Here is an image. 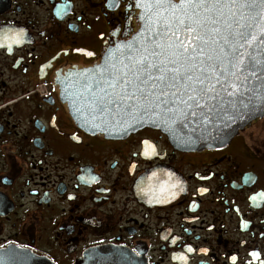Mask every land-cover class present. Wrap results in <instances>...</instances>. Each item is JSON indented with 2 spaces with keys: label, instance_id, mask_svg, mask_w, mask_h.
<instances>
[{
  "label": "flooded vegetation",
  "instance_id": "1",
  "mask_svg": "<svg viewBox=\"0 0 264 264\" xmlns=\"http://www.w3.org/2000/svg\"><path fill=\"white\" fill-rule=\"evenodd\" d=\"M140 17L135 0H0V263L75 264L100 247L147 264L264 261V118L184 150L152 128L89 133L62 99L61 81Z\"/></svg>",
  "mask_w": 264,
  "mask_h": 264
},
{
  "label": "snow or ice",
  "instance_id": "2",
  "mask_svg": "<svg viewBox=\"0 0 264 264\" xmlns=\"http://www.w3.org/2000/svg\"><path fill=\"white\" fill-rule=\"evenodd\" d=\"M135 3L144 9L140 17L145 21L143 31L161 40L149 42L154 48L141 45L128 63H112L110 70L101 66L109 77L111 93L101 89L109 104L119 103L129 110L156 113L169 120L186 112L195 116L192 109L203 115L205 109L211 111L207 101L239 92L241 80H247L243 75L246 57L256 64L264 62V50L256 49L258 41L264 43V0ZM113 95L117 99H112ZM187 250L193 251L191 247ZM251 255L257 258L259 254L254 251ZM231 259L235 261L236 256Z\"/></svg>",
  "mask_w": 264,
  "mask_h": 264
},
{
  "label": "water",
  "instance_id": "3",
  "mask_svg": "<svg viewBox=\"0 0 264 264\" xmlns=\"http://www.w3.org/2000/svg\"><path fill=\"white\" fill-rule=\"evenodd\" d=\"M179 3V0H173ZM260 11L259 8L256 9ZM144 9L141 8V16ZM140 30L127 42L120 43L109 51L101 63L92 68L76 71L65 77L60 84L62 99L68 103L74 121L85 131L103 134L110 138L129 135L143 128L157 129L164 133L177 148L198 150L218 148L230 143L241 131L259 118H264V62L256 64L245 58L242 87L235 96H221L216 100L207 101L209 108L201 115L199 110L192 116L185 113L173 120L161 118L159 114H144L135 109L129 110L119 103H107L109 97L101 92L111 93L108 88L109 77L101 66L108 67L112 63H128L136 55V49L147 44L155 45L152 40L160 42L161 37L143 31L145 21L140 18ZM261 21L258 19L257 23ZM183 35V34H181ZM257 35H260L257 33ZM131 44V48L125 47ZM257 50H264V43L257 42ZM243 51V49L241 50ZM250 51H254L250 49ZM101 97L103 100L101 101ZM112 99H117L114 95ZM2 264V263H0ZM9 264H20L10 261ZM27 264H47L33 258ZM75 264H147L138 259L130 251L121 247H100L89 250L84 258Z\"/></svg>",
  "mask_w": 264,
  "mask_h": 264
}]
</instances>
